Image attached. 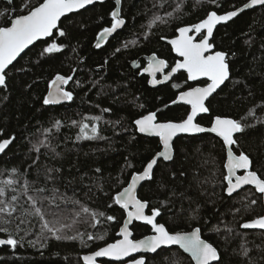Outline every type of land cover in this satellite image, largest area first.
Masks as SVG:
<instances>
[{"label":"trees","instance_id":"trees-1","mask_svg":"<svg viewBox=\"0 0 264 264\" xmlns=\"http://www.w3.org/2000/svg\"><path fill=\"white\" fill-rule=\"evenodd\" d=\"M247 1L121 0V17L126 24L97 48L98 34L111 26L110 13L116 7L115 0H107L71 14V19L65 17L60 27L67 37L54 32V40L51 37L37 42L17 60L8 72L7 87L0 88V141L14 137L0 158V182L16 181L3 199L10 201L16 195L18 203L27 207V195H35L34 189H46L45 196L58 190L56 195L70 199L67 204L61 203L66 213L78 212L83 206L103 212L105 217L115 216L116 220L99 217L101 223L95 224L82 213L67 235L81 233L84 243L80 239L50 238L35 246L28 241H37L40 234L37 219L21 224L19 230L15 218L11 224L0 222V227L8 228L17 239L24 237L15 249L0 247V264H84V254L118 239L126 215L114 204V197L128 185L132 174L142 171L161 150L160 140L139 134L134 121L151 112L160 122L181 121L189 114V107L172 104L190 85L185 73H179L173 83L151 87L148 77L132 62L157 54L172 65L176 57L165 40L175 37L180 27L200 22L211 11L236 10ZM23 2L13 0L9 5L7 0H0V11L15 8V15L27 14V9H20ZM40 2L30 0L29 7ZM154 16H163L168 22L153 23ZM7 20L0 17V26H9ZM51 42L63 44V50L41 55ZM212 42L215 50L228 54L231 76L210 99V113L198 121L210 126L214 116L221 115L251 125L238 134L240 149L264 165V8L247 10L219 26ZM58 74L72 76L67 91L73 93V99L66 104L44 105L51 81ZM250 112L255 116H249ZM97 116L98 122L92 119ZM55 121L61 122L58 129L53 127ZM81 123H96L99 137L78 139ZM45 140L55 151L42 147L36 152L34 146ZM174 147V161H160L154 180L142 185L138 197L149 200L150 207H160L159 222L172 231L200 227L203 237L218 248L223 264H264V234L240 227L263 214L260 195L252 189L254 194L249 199H257V204L245 211L240 198L250 187L233 198L224 192L227 152L221 139L209 133L181 136ZM257 170L264 172V167ZM26 182L30 184L27 193L23 187ZM217 227L220 232L214 231ZM133 231L135 238H142L151 233V228L135 223ZM89 234L104 238L87 240ZM7 235L0 232V237ZM242 245L250 250L248 257L240 254ZM98 264L110 262L102 260ZM152 264L194 263L179 248H170Z\"/></svg>","mask_w":264,"mask_h":264},{"label":"snow or ice","instance_id":"snow-or-ice-1","mask_svg":"<svg viewBox=\"0 0 264 264\" xmlns=\"http://www.w3.org/2000/svg\"><path fill=\"white\" fill-rule=\"evenodd\" d=\"M29 2L30 0H25L20 6L21 12L27 9V14L10 15V13H15V8H6L0 11V17H7V24H10V26H0V88L7 87L8 72L11 71L10 66L14 67V62L17 61L18 57H21L22 53H25L26 49H29V46L34 45L37 41L53 37L54 31L59 37H67L68 33L60 27L62 18L71 19L70 14L78 13L80 10L98 2L103 3L104 0H41L38 5L32 7H29ZM12 3L13 0H8L9 5ZM120 4L121 0H115V10L110 13L111 26L105 27L99 32L98 40H106L107 37L112 36L113 33H116L118 29L126 24L125 19L121 17V11L118 7ZM256 6L264 8V0H249L239 9L227 11L220 15L216 11H211L199 23L180 27L178 29L179 36L172 39L170 44L175 52L182 57V60L171 68L170 73L163 75V80H158L157 74L164 73V70L169 67L167 62L157 59L155 56L149 61L144 72L151 75L153 85L170 80L172 74L180 70L187 73V80L189 81L206 78L209 83L205 87H193L188 91L179 93V102L190 106V113L181 121L159 122L155 112L141 116L134 121L139 133L159 137L162 150L146 162L142 171L133 173L128 186L114 197V204L119 205L127 212V219L123 222V226L119 231V236L122 238L100 247L90 255H84V264H97L98 258L101 257L116 261H121L125 257H132V264H152L153 260L165 255V251L173 245L179 246L184 252L189 253L195 264H223L218 248L202 238L200 227H194L192 231L170 230L165 223H160L157 220L162 215L161 208L156 205L150 207L149 200L138 198L137 188L142 186L143 182L154 180V169L158 166V161H174L176 151L174 140L178 136L181 134L197 136L198 134L211 133L221 139L227 151V163L225 165L227 172L223 176V181L226 182L223 190L227 196L233 198L234 193L239 195L241 189L245 186H251V189L240 198V203L245 211L251 205L257 204V199H249L254 194L252 189L255 193L260 194L259 200L264 202V172H258L257 170L258 167H264V165L241 150L239 145L240 135L238 134L245 133V129L251 127V125L242 122V120L221 115L214 116L208 127L203 126L197 120V117L201 114L210 113V98H214L213 94L217 93V90L230 79L228 54L224 51H213L214 43L209 42L214 28L222 22L233 20L245 9H254ZM168 15L171 16V13H168ZM156 21L168 22L163 16H154L153 23ZM197 36H200L199 40H197ZM95 46L100 48L101 44L97 43ZM63 47V44L56 42L48 43L47 47L42 50L41 55L59 53L63 50ZM116 51L119 52L120 49L117 48ZM70 80H72V76L56 75L55 79L51 81V90L43 99V104L55 105L60 104L62 101H71L73 93L65 90L64 87ZM173 87L177 86L173 85ZM172 103H177V101L174 100ZM104 111H110V109ZM249 116H255V113L250 112ZM85 119L88 118L85 117ZM92 119L98 122L100 117L97 116ZM72 123L76 124L77 122L73 121ZM60 126L61 122L55 121L53 127L58 129ZM47 131L50 132L51 129ZM79 131L80 136L78 139H95L99 137V128L96 123L91 126L88 123H81ZM13 139L14 137L0 141V153L5 152ZM34 147L36 152H39L42 147H48L55 151L46 140L38 142ZM12 171L16 172L17 169L13 168ZM15 183L16 181L13 179L0 182V222L11 224L13 218H15L17 220L16 229L19 230L21 224H30L31 219H37L40 225V234L37 241H28L34 246L35 243L50 238L57 241L80 239L84 243L83 234L81 233L67 235V231L72 229L77 222V218L82 213H87L95 224H100L99 217H105V213L90 211L89 208L83 206L78 212L66 213L61 208V203L67 204L70 199L63 195H56L55 193L58 190H53L51 196H45L43 193L46 189H34L35 195H27L25 201L27 207L18 203L19 198L16 195L11 196L10 201L3 199L6 196V190ZM23 187L25 193L30 190V184L27 182ZM160 187L163 188L164 185L161 183ZM71 202L79 203L78 201ZM236 211L239 212L240 209L238 208ZM69 216L72 217L71 222L68 221ZM105 219L115 221L116 217L108 215ZM133 221H139L150 226L154 234L139 240L133 239V233L129 229V225ZM225 227L229 233L232 232L231 228ZM240 227L245 230L259 229L264 234V215H258L256 218L242 223ZM214 231L220 232L221 229L217 227ZM0 232L8 233L7 238H0V246H10L15 249L17 245L24 242V237L17 239L6 227H0ZM103 238V236L94 237L91 234L87 236V240H102ZM249 252L250 250L246 246H241L240 254L242 256L248 257ZM134 253H141L142 255L140 258H136L133 256ZM143 254L155 255L145 257Z\"/></svg>","mask_w":264,"mask_h":264},{"label":"water","instance_id":"water-1","mask_svg":"<svg viewBox=\"0 0 264 264\" xmlns=\"http://www.w3.org/2000/svg\"><path fill=\"white\" fill-rule=\"evenodd\" d=\"M8 1V0H7ZM107 0H104V2H106ZM103 2V3H104ZM247 2H249V0L247 1ZM246 2V3H247ZM99 3V2H98ZM97 4V3H96ZM95 5V4H94ZM91 6H93V5H90V6H88L87 8H89V7H91ZM243 6V5H242ZM242 6H240V7H242ZM119 8H121V4L118 6ZM239 7V8H240ZM256 7H259V6H256ZM255 7V8H256ZM239 8H237V9H239ZM82 10H84V9H82ZM82 10H80V11H82ZM115 10V9H114ZM247 10H251V9H245V11H247ZM244 11V12H245ZM243 13V12H242ZM74 14V13H73ZM217 14L218 15H220V14H224V13H218L217 12ZM241 14V13H240ZM239 14V15H240ZM12 15H15L14 13H12ZM71 15V14H70ZM234 18H236V17H234ZM233 18V19H234ZM64 18H62V20H63ZM202 21V20H201ZM232 21V20H231ZM230 21H228V22H222V23H220V24H218V25H216V27L214 28V30H213V35H212V37L210 38V43H213L212 42V40H213V37H214V34H215V31L217 30V28L219 27V26H221V25H224V24H227V23H229ZM199 23V22H198ZM10 26V25H9ZM186 26H191V25H186ZM183 27H185V26H183ZM123 28V27H122ZM122 28H120V29H118L117 30V32L118 31H120ZM55 32V31H54ZM116 32V33H117ZM116 33H113L112 34V36H110V37H107L106 38V40H104V41H100V40H98V37H97V40H96V42H95V45L97 44V43H100L101 44V46L102 45H104V44H106V42L111 38V37H113ZM53 35H54V33H53ZM179 36V30L177 31V35L175 36V37H173V38H169V39H166L165 40V42L167 43V44H169L170 46H171V48H172V50H173V52H174V54L178 57V58H180L179 60H178V62L179 61H181L182 60V57H180L176 52H175V50H174V48H173V46L170 44V41L172 40V39H175V38H177ZM200 36H197V40H198V38H199ZM49 38H51V37H49ZM48 39V38H47ZM37 42H39V41H37ZM36 42V43H37ZM35 43V44H36ZM33 45H31V46H29V49L32 47ZM96 47V46H95ZM28 49H26L25 50V52L27 51ZM213 51H217V50H215V45H214V48H213ZM24 53H22L21 54V56L23 55ZM153 56H155L157 59H162V60H164V61H166L165 59H163V58H160L157 54H152V55H150L149 57H147V60H148V63H149V61L151 60V58L153 57ZM20 57H18L17 58V60L19 59ZM17 61H15L14 62V64L16 63ZM137 65H138V67H137ZM148 65V64H147ZM147 65L142 69V73L143 74H145V75H147V76H149V85L151 86V87H160V86H162V85H165V84H168L175 76H177L180 72H185L184 70H180V71H178V72H176V73H174V74H172V76H171V79L170 80H168V81H164L163 83H160V84H156V85H153L152 83H151V80H152V77H151V75L150 74H148V73H146V72H144V69L147 67ZM132 66L135 68V69H140L141 68V62L139 61V60H136V61H133L132 62ZM12 66H10V68H11ZM173 67H175V65L173 66ZM172 67V68H173ZM168 68H166L165 70H164V73H158L157 74V79L158 80H163V75L164 74H167V73H170L171 72V70L170 71H168V72H166V70H167ZM229 69H230V65H229ZM186 73V72H185ZM187 74V73H186ZM159 75H161V78H158V76ZM230 76H231V69H230ZM201 80H207L206 78H201L200 80H198V81H201ZM198 81H190V82H192V83H196V82H198ZM227 82V81H226ZM225 82V83H226ZM208 83H209V81H208ZM225 85V84H224ZM224 85H222L221 86V88L224 86ZM206 86V85H205ZM205 86H196V87H205ZM64 87H66V85L64 86ZM220 88V89H221ZM220 89H218L217 90V92L220 90ZM51 90V88L49 87V90H48V92ZM190 90V89H189ZM188 91V90H187ZM216 93H214L213 94V96L215 95ZM47 95H48V93H47ZM211 99V98H210ZM175 101H177V103H172V104H174V105H176V104H178V105H185V104H183L182 102H179V95L177 96V98L175 99ZM68 101H62L60 104H55V105H61V104H66ZM185 106H188L189 108H190V106L189 105H185ZM152 113V112H151ZM189 113H190V111H189ZM148 114H150V113H148ZM148 114H146V115H148ZM203 115H205V114H201L200 116H198L197 117V120L201 117V116H203ZM158 119V118H157ZM160 122V121H159ZM175 122H179V121H175ZM204 126V125H203ZM205 127H208V126H205ZM138 131V130H137ZM139 133V132H138ZM139 134H141V135H144V136H147V137H154V138H158L159 139V137H155V136H148V135H146V134H142V133H139ZM205 134V133H204ZM209 134H211V133H209ZM198 135H202V134H198ZM213 135H215V134H213ZM181 136H189V135H187V134H181L180 136H178L177 138H179V137H181ZM176 138V139H177ZM219 138V137H218ZM175 139V140H176ZM220 139V138H219ZM14 140V139H13ZM160 140V139H159ZM175 140H174V142H175ZM13 142V141H12ZM161 143V142H160ZM12 144V143H11ZM10 144V145H11ZM10 145H9V147H10ZM9 147L7 148V149H5V152L9 149ZM161 150H162V143H161ZM160 150V151H161ZM4 152V153H5ZM227 152V151H226ZM4 153H0V158L4 155ZM159 162L160 161H158V164H159ZM167 162H171V161H167ZM226 163H227V158H226ZM226 165V164H225ZM156 169V168H155ZM155 169H154V171H155ZM226 171H227V169H226ZM238 174H240V173H238ZM131 180V179H130ZM129 183H130V181H129ZM128 183V184H129ZM144 183H146V182H143V184ZM128 186V185H127ZM126 186V187H127ZM142 186H138V188H137V196H138V193H139V190H140V188H141ZM247 187H251V186H245L243 189H245V188H247ZM243 189H241L240 191H242ZM123 190V189H122ZM121 190V191H122ZM234 194H236V193H234ZM233 194V195H234ZM139 198V197H138ZM263 204H264V202H263ZM120 207V206H119ZM122 209V208H121ZM124 212H125V219H124V221L127 219V212H126V210H124V209H122ZM147 211V210H146ZM150 214V213H149ZM263 215H264V213H263ZM157 220H158V222H159V217L157 218ZM123 221V222H124ZM135 223H141V224H143L142 222H139V221H133L132 222V224H130L129 225V229H130V231L133 233V235H132V238L133 239H136V240H139V239H143L144 237H142V238H135L134 237V231H133V226H134V224ZM161 223V222H160ZM144 225V224H143ZM122 226H123V224H122ZM121 226V227H122ZM148 226V225H147ZM121 227H120V229H121ZM150 227V226H149ZM151 228V227H150ZM245 230V229H244ZM248 230H257V231H262V230H259V229H248ZM120 231V230H119ZM192 231V230H191ZM154 233L151 231V233L149 234V235H153ZM148 236V235H147ZM201 236H202V238L203 239H205L204 237H203V235H202V232H201ZM0 238H4V237H0ZM122 237H120L119 236V232H118V239H121ZM117 239V240H118ZM206 240V239H205ZM208 241V240H207ZM209 242V241H208ZM113 243V242H112ZM211 243V242H210ZM104 246H106V245H104ZM104 246H102V247H104ZM215 246V245H214ZM0 247H2V246H0ZM216 247V246H215ZM170 248H179V246H176V245H173V246H171ZM170 248H168V249H170ZM180 249V248H179ZM98 250V249H97ZM184 254H186L188 257H190L191 258V255L189 254V253H187V252H184V250L183 249H180ZM219 251V250H218ZM93 252H90V253H87V254H84V255H90V254H92ZM83 255V256H84ZM142 254L141 253H134L133 254V256H135L136 258H140V256H141ZM143 255H145V257H147V255H154V254H143ZM192 259V258H191ZM82 260H83V257H82ZM102 260H106V261H108V262H110V264H132V257H125L123 260H121V261H116V260H112V259H110V258H107V257H101V258H98V260H97V264L100 262V261H102ZM193 261V263L195 264V261L194 260H192ZM84 262V261H83Z\"/></svg>","mask_w":264,"mask_h":264},{"label":"flooded vegetation","instance_id":"flooded-vegetation-1","mask_svg":"<svg viewBox=\"0 0 264 264\" xmlns=\"http://www.w3.org/2000/svg\"><path fill=\"white\" fill-rule=\"evenodd\" d=\"M200 39V37L198 38V40ZM169 45V44H168ZM171 47V46H170ZM171 50H172V48H171ZM172 52H173V50H172ZM173 54H174V52H173ZM159 56V55H158ZM174 56L176 57V59H175V61H174V63L172 64V65H170L169 64V62L165 59V58H163V59H165L166 60V62H167V64H168V69L166 70V72H168V71H170L171 70V68L178 62V60L180 59V58H178L175 54H174ZM160 57V56H159ZM160 58H162V57H160ZM141 62V61H140ZM148 64V60H147V58L144 60V61H142L141 62V68L139 69L140 70V73H142V69L146 66ZM180 73H185V72H180ZM143 74V73H142ZM186 74V73H185ZM145 75V74H144ZM145 76H147V75H145ZM186 76H187V74H186ZM148 77V80H149V76H147ZM158 78H161V75H159L158 76ZM175 78H176V76L169 82V83H173L174 81H175ZM188 82H189V87H187L186 89H184V90H182V91H187V90H189V89H191V88H193V87H196V86H205V85H207V83H208V81L207 80H201V81H198V82H196V83H192V82H190L189 80H188ZM168 83V84H169ZM65 90H67V85H66V87H65ZM179 95V94H178ZM188 107V106H187ZM189 111H190V108H189ZM199 120V119H198ZM240 174H242V173H240ZM248 188V187H247ZM251 188V187H250ZM246 189V188H245ZM259 194V193H258ZM260 195V194H259ZM262 204H263V202H262ZM263 207H264V204H263ZM263 210H264V208H263ZM263 213H264V211H263ZM263 215V214H262Z\"/></svg>","mask_w":264,"mask_h":264}]
</instances>
